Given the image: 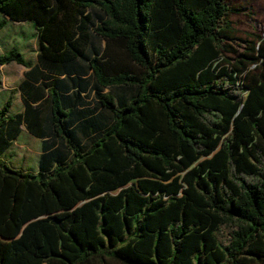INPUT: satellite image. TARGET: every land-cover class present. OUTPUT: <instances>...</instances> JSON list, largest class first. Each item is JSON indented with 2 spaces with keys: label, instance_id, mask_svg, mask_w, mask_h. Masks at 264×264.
<instances>
[{
  "label": "trees",
  "instance_id": "16d2710c",
  "mask_svg": "<svg viewBox=\"0 0 264 264\" xmlns=\"http://www.w3.org/2000/svg\"><path fill=\"white\" fill-rule=\"evenodd\" d=\"M240 9L0 0V27L38 24L43 62L89 61L113 117L84 146L54 90L53 125L70 156L38 172L0 157V264H264V36L238 35ZM13 60L31 64L17 45L0 53ZM11 104L0 137L22 119L6 116Z\"/></svg>",
  "mask_w": 264,
  "mask_h": 264
},
{
  "label": "crops",
  "instance_id": "0c3cea01",
  "mask_svg": "<svg viewBox=\"0 0 264 264\" xmlns=\"http://www.w3.org/2000/svg\"><path fill=\"white\" fill-rule=\"evenodd\" d=\"M105 43L104 38L95 37L98 49ZM14 45L31 64L16 60L0 63V108L12 97L6 116H22L18 125L14 120L6 121L4 135L0 137V157L14 167L38 172L71 154L53 125L54 90L62 95L63 105L73 110L68 126L84 146L90 145L113 117L111 110L99 102L97 82L87 59L64 64L42 61L38 24L33 19L7 18L0 27V53ZM5 141L8 143L2 147Z\"/></svg>",
  "mask_w": 264,
  "mask_h": 264
},
{
  "label": "rangeland",
  "instance_id": "374dc122",
  "mask_svg": "<svg viewBox=\"0 0 264 264\" xmlns=\"http://www.w3.org/2000/svg\"><path fill=\"white\" fill-rule=\"evenodd\" d=\"M229 1L232 5L241 8L238 12L231 13V17L235 22V25L238 29V35L240 37L247 38L250 37L251 34L253 33H259L264 36V0H229ZM2 16L3 15L0 13V18ZM0 75H1V71H0ZM227 229H229V227H227ZM107 264H125V263L114 258H109ZM254 264H258V263H254Z\"/></svg>",
  "mask_w": 264,
  "mask_h": 264
}]
</instances>
